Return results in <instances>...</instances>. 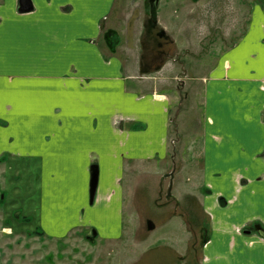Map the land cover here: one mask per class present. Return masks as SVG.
<instances>
[{
  "label": "crops",
  "instance_id": "obj_1",
  "mask_svg": "<svg viewBox=\"0 0 264 264\" xmlns=\"http://www.w3.org/2000/svg\"><path fill=\"white\" fill-rule=\"evenodd\" d=\"M31 2L22 12L20 0H0V171L17 162L15 179L36 178L17 195L10 190L19 197L10 214L38 213L52 239L94 230L99 241L118 242L138 226L142 166L153 177L154 165L166 163L155 175L171 180L168 201H179L176 163L187 161L172 159L171 96L159 73L141 74L143 23L120 0ZM203 82L201 153L192 163L199 192L179 196L187 216L194 204L204 215L192 227V260L264 264L256 231L264 228V5L254 3L246 31ZM34 196L38 210L28 212ZM146 222L151 236L157 225Z\"/></svg>",
  "mask_w": 264,
  "mask_h": 264
},
{
  "label": "rangeland",
  "instance_id": "obj_2",
  "mask_svg": "<svg viewBox=\"0 0 264 264\" xmlns=\"http://www.w3.org/2000/svg\"><path fill=\"white\" fill-rule=\"evenodd\" d=\"M148 1L120 0V3L132 15L133 22L143 23L141 74L159 73L162 89L171 96L172 159L187 161L184 166L176 163L178 169L182 166L173 185L179 201H168L171 180L165 179L161 183L155 175L164 171L166 163L154 165L153 177L149 168L140 166L143 168L142 184L136 189L135 198L138 226L126 230L122 240L99 241L88 230L71 232L66 238L43 237L36 233H44L37 224L38 213L23 217L25 208L22 207V214L19 211L10 214L11 201L18 207L19 197L18 200L13 197L18 194V187L31 185V178L36 181L35 173L26 179H15L18 166L17 162H12L10 166L15 172L6 175L4 169L0 171V264H198L192 260L199 256L193 228L203 222L204 215L194 204L192 217L187 216L183 197L179 196L195 194V186L199 192L192 163L201 153L203 80L216 61L246 31L254 3L264 5V0H195L187 3L157 0L150 4ZM124 13L122 11V15ZM142 63L148 73H142ZM10 190L16 194L12 195ZM21 192L28 194L27 189ZM27 202L28 212L38 210L36 196ZM173 212L181 214L173 215ZM145 220L157 225L151 236Z\"/></svg>",
  "mask_w": 264,
  "mask_h": 264
},
{
  "label": "water",
  "instance_id": "obj_3",
  "mask_svg": "<svg viewBox=\"0 0 264 264\" xmlns=\"http://www.w3.org/2000/svg\"><path fill=\"white\" fill-rule=\"evenodd\" d=\"M33 8L31 0H20V10L22 12H28ZM156 11V6L154 5L152 8V16L154 18V14ZM97 181H98V171L94 170L92 173V185H91V200L94 199L96 188H97ZM257 233L264 238V228L260 225L256 227ZM250 232V231H249ZM247 232V233H249Z\"/></svg>",
  "mask_w": 264,
  "mask_h": 264
},
{
  "label": "trees",
  "instance_id": "obj_4",
  "mask_svg": "<svg viewBox=\"0 0 264 264\" xmlns=\"http://www.w3.org/2000/svg\"><path fill=\"white\" fill-rule=\"evenodd\" d=\"M157 0H149L148 2H149V4L151 3V2H156ZM162 35H164V33L162 32ZM112 36V33H110L109 34V36L108 37H111ZM117 39H116V36L112 39V43H111V47H112V50L113 49H115L116 48V41ZM146 69H144V65H143V63H142V73H148L147 71H145ZM39 236H45V234L44 233H40V232H36Z\"/></svg>",
  "mask_w": 264,
  "mask_h": 264
},
{
  "label": "flooded vegetation",
  "instance_id": "obj_5",
  "mask_svg": "<svg viewBox=\"0 0 264 264\" xmlns=\"http://www.w3.org/2000/svg\"><path fill=\"white\" fill-rule=\"evenodd\" d=\"M146 223L149 224V223H151V221H150V220H147ZM89 234L95 236L94 239L97 238V233H96V231H94L93 233H91V231H90Z\"/></svg>",
  "mask_w": 264,
  "mask_h": 264
}]
</instances>
